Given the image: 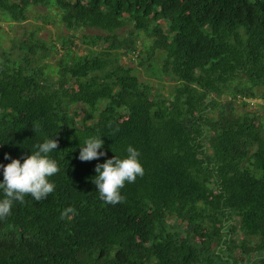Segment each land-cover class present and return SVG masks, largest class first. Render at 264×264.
<instances>
[{"label": "trees", "instance_id": "16d2710c", "mask_svg": "<svg viewBox=\"0 0 264 264\" xmlns=\"http://www.w3.org/2000/svg\"><path fill=\"white\" fill-rule=\"evenodd\" d=\"M31 6L72 33L19 53L0 35V165L54 138L59 171L0 220V264H264V0H0V18ZM156 55L167 93L137 72ZM91 136L106 155L82 162ZM129 145L144 175L105 203L94 167Z\"/></svg>", "mask_w": 264, "mask_h": 264}, {"label": "clouds", "instance_id": "9594fccd", "mask_svg": "<svg viewBox=\"0 0 264 264\" xmlns=\"http://www.w3.org/2000/svg\"><path fill=\"white\" fill-rule=\"evenodd\" d=\"M35 126L32 131H38ZM104 141L100 136H91L79 146L78 159L82 162L99 160L106 153L102 150ZM36 150L20 159L11 158L7 153L5 159L10 163L0 165L3 169V180L0 181V189L3 190L4 199L0 200V220L11 215V207L14 202L23 204L25 194H30L35 201L45 199L55 190L54 182L48 179L59 171L58 165L48 156L59 147V141L54 138L44 139L43 142L33 146ZM127 156L120 158L113 155L103 163H97L94 167L96 175L92 178L99 193L100 199L105 203L115 205L123 201L120 194L127 183H134L138 176L144 175V169L139 162V151L129 145L126 149ZM69 213H75V209L68 207L61 211L63 219Z\"/></svg>", "mask_w": 264, "mask_h": 264}, {"label": "rangeland", "instance_id": "374dc122", "mask_svg": "<svg viewBox=\"0 0 264 264\" xmlns=\"http://www.w3.org/2000/svg\"><path fill=\"white\" fill-rule=\"evenodd\" d=\"M39 29L40 35L46 42L55 41L59 42L62 36H66L72 33V31L66 30L63 24L58 20L55 12L52 8L47 9L42 6H31L27 12V19L21 22L4 20L0 18V35L1 43L3 47L13 48V52L19 53L17 50L18 41L25 36V32ZM124 30H128V27L118 30L121 33ZM82 32L85 33H98L103 34V31L96 28H84ZM144 39V36H142ZM130 59V56L124 57V61ZM132 59V58H131ZM134 59V58H133ZM53 63L54 59H49ZM133 65L135 64V59L133 60ZM150 66L139 67L137 72L141 78L150 81V83L162 91H167L171 88V80L169 76L162 73L160 70L161 58L156 55L151 61ZM259 102V100H257ZM239 108L238 110H240ZM261 109V108H260ZM260 112L264 117V109Z\"/></svg>", "mask_w": 264, "mask_h": 264}]
</instances>
